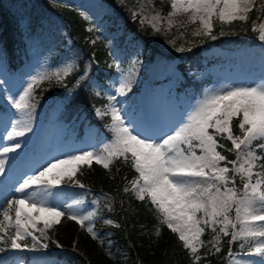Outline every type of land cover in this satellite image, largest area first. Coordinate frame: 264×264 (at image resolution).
<instances>
[{
    "label": "snow or ice",
    "instance_id": "obj_1",
    "mask_svg": "<svg viewBox=\"0 0 264 264\" xmlns=\"http://www.w3.org/2000/svg\"><path fill=\"white\" fill-rule=\"evenodd\" d=\"M170 7L169 27L173 24L171 17L190 12V20H199L201 24V30L194 35L204 34L216 39L212 35L214 18L222 24L247 22L248 13L256 7V0H171ZM139 15V12L131 11L134 20ZM146 19L140 16L139 23L143 25ZM160 19L159 13L152 16L154 21ZM152 28L160 31L156 24H152ZM253 31H258L259 38L264 40V23L254 27ZM176 50L184 52L186 49L181 46ZM74 70V65H67L54 75L60 79ZM49 78L47 75L33 76L18 96L9 97L19 116L11 124V131L6 132L7 140L24 137L32 131L35 104L31 101L35 86ZM86 79L87 68L74 86L81 87ZM115 91L119 95L131 91L130 80L122 81ZM116 94H109L107 105L95 109L98 116L110 117L106 127L111 137L102 147L47 161L41 170L25 176L12 189L20 194L19 198L5 197L6 207L0 209V242L7 248L0 247V253L48 249L49 244L43 242L50 240L48 230L66 215L69 220L86 227L93 238H99L94 227L97 215L102 211L96 207L100 200L93 199L90 210L86 211L82 207L83 198L66 205L54 203L59 193L53 189L65 180L85 188L75 180L82 165L90 167L95 161L109 169L114 161L123 159L138 174L124 186L123 192H132L141 201L150 200L162 215L161 223L177 233L183 247L190 250L192 264H199L201 260L197 253L204 246L201 236L206 228L214 234L209 243L216 253L221 251V235H230V244L239 240L241 249L247 246L249 255L260 257L251 264H264V224L258 223L264 221V171L254 172L256 168L264 169V82L213 91L198 101L181 121L163 134L154 135H143L134 124L126 121L122 110L116 106ZM96 95L101 93L97 91ZM234 120L238 135L233 131ZM221 141L231 142V147ZM21 147V142H16L12 147H3L2 152L6 154ZM218 149L235 153V159L229 160ZM5 164L6 161L0 159V175L4 173ZM237 176L242 182V190L235 186ZM102 196L108 201L105 207L112 211L113 197ZM233 212L234 217L230 215ZM41 222L43 227H38ZM102 222L113 224L110 219ZM238 224L241 225L239 229ZM217 225H220L219 231ZM115 226L120 227L119 224ZM10 228L14 229V234L8 236ZM29 237L28 243H21ZM54 243L57 248L62 247L58 241ZM211 253L212 249H208L205 255ZM228 255L232 257L231 264H237L231 248ZM0 264H7V261L0 258ZM16 264H25L24 258L17 257Z\"/></svg>",
    "mask_w": 264,
    "mask_h": 264
},
{
    "label": "rangeland",
    "instance_id": "obj_2",
    "mask_svg": "<svg viewBox=\"0 0 264 264\" xmlns=\"http://www.w3.org/2000/svg\"><path fill=\"white\" fill-rule=\"evenodd\" d=\"M5 2V6L10 7L13 13L23 17L20 19V25L25 35L26 53L21 64L16 69H11L0 40V141L5 140L6 146L21 142L20 150L26 156L21 162L23 165L16 169L13 162L10 163L7 157H3V144L0 142V156L6 161L4 173L0 175V209L6 207L5 197H20L19 193L12 191L17 183L25 176L41 170V166L47 161L66 158L70 154H79L82 150L95 151L97 146L99 147L98 140H101L100 145H103L109 139L106 135L97 137L93 125H89L87 121L84 123L82 117L72 122L65 120V106L73 90V85L66 84L65 81L73 71L60 79H57L54 73L63 71L67 65H74L76 69L79 63V52L74 48L72 39L66 37L64 23L55 18L31 21L30 9L29 11L26 9L23 0H6ZM52 2L59 6H75L84 17H87L91 41L104 43L108 47L113 70L105 69L102 70L103 73L93 71L92 63L88 61L85 66L87 79L90 85L106 98L109 94H116L115 89L122 81L130 80L131 91L124 95L116 94L118 101L116 106L122 110L121 114L125 116L126 121L134 124L137 131L143 135L163 134V131H167L169 127L181 121L198 101L213 91L264 82V40L260 39V43L255 46L205 48L202 64L193 70L187 69V76L194 81L204 83V88L202 91H196L184 85L185 76L180 64L185 61V52H179L176 49L181 46L185 48L189 41L186 39L187 34L196 36L194 33L201 30V24L199 20L192 22L191 14L189 15L188 12H180L186 14V18L171 17L173 24L169 27L168 13L171 11V0H123V3L121 0H52ZM254 9L259 19L254 20L252 25L258 27L264 23V0H256ZM133 10L140 13L137 16L139 21L140 16L147 17L143 27L152 28V24H156L160 31L173 35L172 39H166L163 41L164 44L157 46L151 58H146L144 51L147 44L143 36L134 32L124 34L123 27L128 19L131 20L129 17L132 18ZM251 12L248 13V18ZM157 13L160 14L161 19L152 20V16ZM215 20L214 18L213 24ZM33 23L39 26L32 28ZM44 75L50 78L35 86L31 101L35 104L31 133H39L41 138L37 141H29V136L26 135L22 139L15 137L12 141L7 140L6 136L2 135L11 131L10 123L12 124L19 116L17 110L12 107L9 97L18 96L33 76ZM107 103L108 100L96 106L94 113L96 114V108H103ZM164 111L170 112L169 115L164 117ZM37 124L43 126L39 131L35 128ZM255 171H264V169L256 168ZM255 178L254 176L253 179ZM75 180H78V173ZM235 186L238 190H242V187ZM76 188L74 182L65 180L53 189V192L59 193L53 202L65 205L73 203L77 200L74 196ZM82 207L86 211L91 208L88 205ZM230 215L234 217L235 213ZM66 217L67 215L61 217L60 223L48 230L50 240H43L44 243L49 244V248L46 249L48 254L43 256L40 264H82L74 262L69 251L63 247L57 248L54 243L58 241L61 245L60 239L63 235L61 223ZM258 223L264 224V221ZM38 227H43V223L38 224ZM219 227L220 225H217V231ZM240 227L241 225L238 224L237 228ZM81 228L86 230V227ZM94 231L101 240L106 241L105 233L100 232L96 227ZM231 231L230 228L229 233ZM13 234L14 229L10 228L7 235ZM36 235L39 233L37 232ZM213 235L211 233L208 241L201 236L204 246L198 249L197 254L201 256L199 264H207L204 257L207 256L205 253L208 249L215 252L213 245L209 243ZM224 237L226 236L220 237V248ZM30 239L29 237L21 243H28ZM234 243L236 247L231 251L237 259V264H251L260 260L259 256L249 255L247 246L241 249V241ZM107 246L112 247V242L107 241ZM0 247L7 248V245L0 242ZM16 251L18 250L0 253V258L8 262L9 256ZM188 252L190 253V250ZM21 256L23 257L21 254L17 255V257ZM17 257L15 256L13 264H16ZM231 260L232 257L228 255L226 264H231Z\"/></svg>",
    "mask_w": 264,
    "mask_h": 264
},
{
    "label": "trees",
    "instance_id": "obj_3",
    "mask_svg": "<svg viewBox=\"0 0 264 264\" xmlns=\"http://www.w3.org/2000/svg\"><path fill=\"white\" fill-rule=\"evenodd\" d=\"M6 0H0V40L9 64L17 67L22 60V47L24 44V31L20 25L23 17L12 12L10 7L5 6ZM25 7L30 13L31 21H41L45 18L60 19L64 23L66 37L72 39L74 48L79 52L78 67L67 77L65 83L73 85L72 95L66 105V120L71 121L75 116H83L84 121L90 122L98 129L99 136L111 137V132L106 124L110 117H100L94 113V108L104 104L107 98L101 93L96 95L95 90L88 79L82 82L81 87H75L74 82L80 77L85 69L86 63H92V70L103 73L102 70H113L112 58L108 47L104 43H93L90 38L88 21L77 10L75 6H59L52 0H23ZM255 9L251 12L247 22L235 21L231 24L221 23L218 19L213 24L211 39L207 35L193 36L187 34V46L185 47V61L180 64L181 71L185 76V83L196 91H201L204 83L192 80L187 76V69L199 67L204 59L203 51L211 46L222 48H233L242 45L254 46L260 42L259 32L253 31L252 22L257 19ZM125 23L124 34L131 32L141 35L146 40V58L154 56L157 46L164 40L172 39L173 35L165 31H154L151 27H143L139 19ZM38 23V22H37ZM33 23L32 28L39 25ZM185 35V34H184ZM164 44V43H163ZM77 117V118H78ZM233 121L234 134H239ZM99 140V144H101ZM226 147H231V142L221 141ZM102 147L99 145L98 148ZM97 148V149H98ZM226 155L229 160L235 159V153H229L224 149H218ZM231 167V165H229ZM137 173L131 168L130 163L123 159L116 160L109 169L101 164L92 162L91 166L82 165L78 172V180L85 188H76L74 196L83 198L84 204L92 206L93 199H99L97 205L102 209L98 213L95 227L106 235V241L93 236L81 228L76 221L67 217L62 220V237L60 243L64 249L69 251L71 259L82 264H192V256L188 249L183 247L178 234L173 233L166 224L161 223L162 215L146 198L141 201L132 193L123 192V188ZM236 185L242 187V182L237 176ZM86 193V195H85ZM107 194L113 197L112 211L105 205L107 199L102 196ZM110 219L112 225L103 223ZM119 224L120 227L115 225ZM211 229L206 228L202 235L205 241L211 238ZM231 236L224 237L219 253L212 252L204 259L207 264H226L229 249H235L236 243H229ZM107 241L112 242V247L107 246ZM108 247V248H107ZM109 252L112 255H109Z\"/></svg>",
    "mask_w": 264,
    "mask_h": 264
},
{
    "label": "bare ground",
    "instance_id": "obj_4",
    "mask_svg": "<svg viewBox=\"0 0 264 264\" xmlns=\"http://www.w3.org/2000/svg\"><path fill=\"white\" fill-rule=\"evenodd\" d=\"M188 14L190 15L191 13L188 12ZM186 16H187L186 14L179 13V14L176 15V18H186ZM224 51L225 52H229L228 50H224ZM169 113L170 112L164 111L163 116L166 117V116L169 115ZM10 125H11V123H10ZM40 125L41 126H39V124H37V126L35 127L37 129V131H39L41 127L43 128L42 124H40ZM5 134L6 133H4L2 136H4ZM26 135L29 136V141H34V140L37 141L39 138H41V135L39 133L33 134L31 132L30 133L27 132L25 134V136ZM17 138L22 139L23 137H17ZM0 142H2V144H3L2 148L7 145L5 140L0 141ZM12 146L13 145H10V146H7V147H12ZM2 154H3V157H7V161L8 162H10V163L13 162V164L16 165V169H19V166L23 165L21 162H23L25 160V156H26V154H24V152L22 150H20V149H16L15 151L9 152V153H6V154H4L2 152ZM0 159H2L1 156H0ZM19 254L23 255V258L25 260V264H40L41 261H42L43 256L47 255L48 252L46 250H41V249H37V250H34V251H23V252L18 250L16 252H14V254L9 256V259H8L9 261L7 262V264H13V260H14L15 256L17 257V255H19Z\"/></svg>",
    "mask_w": 264,
    "mask_h": 264
}]
</instances>
